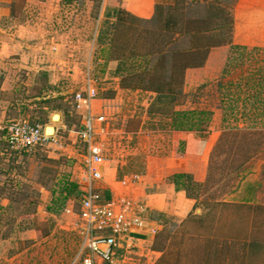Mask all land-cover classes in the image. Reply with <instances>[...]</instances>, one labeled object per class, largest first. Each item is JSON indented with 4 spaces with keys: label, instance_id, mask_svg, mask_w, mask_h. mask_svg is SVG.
<instances>
[{
    "label": "rangeland",
    "instance_id": "obj_1",
    "mask_svg": "<svg viewBox=\"0 0 264 264\" xmlns=\"http://www.w3.org/2000/svg\"><path fill=\"white\" fill-rule=\"evenodd\" d=\"M130 1L0 0V121L26 119L75 139L82 116L74 97L91 78L107 88L98 98L113 97L109 123L96 135L104 177L147 193H170L175 184L191 201L164 215L145 213L162 227L150 237L157 252L150 264H264V191L256 196L253 189L264 186V8L242 0H155L150 22L138 25L152 29L153 43L209 47L168 105L206 115L195 114L198 126L179 131L173 115L152 111L155 93L122 88L119 62L109 60L110 26L116 11L130 13ZM220 22L221 32L212 31ZM175 25L191 34L172 35ZM123 39L133 43L128 33ZM97 100L95 113L104 105ZM70 148L67 156L17 155L0 132V264H82V222L67 213L78 210V197L55 203L64 175L79 177L77 149Z\"/></svg>",
    "mask_w": 264,
    "mask_h": 264
},
{
    "label": "built area",
    "instance_id": "obj_2",
    "mask_svg": "<svg viewBox=\"0 0 264 264\" xmlns=\"http://www.w3.org/2000/svg\"><path fill=\"white\" fill-rule=\"evenodd\" d=\"M97 99V86L88 78L84 90L74 97L77 113L82 116L81 130L71 132L75 139H67L58 132L48 136L44 125L26 119L9 123L0 121V132L13 152L29 153L43 148L49 153L61 151V156H67L64 153L69 144L77 149L76 165L80 164V176L76 179L80 185L78 210L71 207L67 213L82 222L85 235L82 264H150L149 256L157 253L151 248L150 237H155L159 228L145 219L147 206L136 204L127 194L105 200L96 186L104 179L105 166L96 135L102 125L109 123L108 112H112L113 101L104 99L102 112L95 113L93 103ZM127 183L126 180L122 182L124 186Z\"/></svg>",
    "mask_w": 264,
    "mask_h": 264
},
{
    "label": "trees",
    "instance_id": "obj_3",
    "mask_svg": "<svg viewBox=\"0 0 264 264\" xmlns=\"http://www.w3.org/2000/svg\"><path fill=\"white\" fill-rule=\"evenodd\" d=\"M115 17L116 21L111 24L109 29V35L111 36L109 60L119 62L117 72L122 76V88L155 93L157 97L152 111L162 115H173L172 122L177 130H187L197 127L199 121L195 118V114L206 115L205 112L196 113L194 111L192 114L189 112H176L172 111V109L169 110L168 105H172L176 99V89L182 86L185 71L189 68H198L204 65L206 59L205 52L208 51L209 47L201 45L197 50L192 51L190 48L177 49L176 45L173 48V45H169V40H164V42L162 40L159 44L153 43L152 29L138 27L139 24L147 25L150 20L139 18L122 10L116 11ZM175 26L169 30L172 31V35L175 32L180 34V37L191 34L185 26V28H179L178 25ZM223 27L224 25L220 22L216 26L214 24L211 30L221 32ZM126 33L133 40L132 44L130 40L127 43L124 41L123 36ZM139 42L145 43V47L144 44L140 46ZM190 55H195V57L189 58ZM161 104L163 107L159 106ZM191 119L195 122L191 123ZM190 124L192 127H188ZM38 150L46 151L43 148ZM14 153L17 155L26 154L22 152ZM51 160H48V162L55 163V161ZM175 177L179 180L183 179L184 175L178 174ZM70 178V174H67L62 179L63 183L60 189L62 196L59 200L55 201L60 206L66 205L67 200L71 196L78 198L80 196L79 183Z\"/></svg>",
    "mask_w": 264,
    "mask_h": 264
},
{
    "label": "crops",
    "instance_id": "obj_4",
    "mask_svg": "<svg viewBox=\"0 0 264 264\" xmlns=\"http://www.w3.org/2000/svg\"><path fill=\"white\" fill-rule=\"evenodd\" d=\"M242 1H252L255 6H259L261 8H264V0H242ZM130 6L128 5V11L135 16L142 18V19H148L153 14V9L155 7V0H141L138 2L137 0H131ZM98 93H101V91H105L106 89H99L97 86ZM115 89L120 90L118 87ZM102 96V95H101ZM104 97V96H103ZM108 98V99H107ZM101 99L98 98L96 104L99 105L100 102H103L104 99L107 100H113V97H107ZM115 99V98H114ZM100 106V105H99ZM97 106V107H99ZM58 132V130H57ZM71 150L67 149V152ZM72 151V150H71ZM104 171V168H103ZM80 176V174H79ZM97 188L99 189L100 193L102 194V197L106 199H112V198H118L124 194H129L133 197V199L138 202H141L140 204L145 203L147 206V209L150 208V210L160 214L164 215L171 211L172 207L173 209L175 207L181 208L182 206H186L188 204V208L191 206V201L187 199L185 191L183 190H177L176 185L172 184L170 185V188H172V191L170 193H155V192H146L143 191L142 188H137V184L135 183V186H127L125 187L121 181L117 180L116 178L108 179L107 177H104V179L97 183ZM263 188V189H262ZM254 194L257 196L262 195L264 191V186L259 183H254L253 186ZM108 196V197H107ZM187 210V208H185ZM185 211V210H184ZM152 226L158 227L161 229L160 223L152 222Z\"/></svg>",
    "mask_w": 264,
    "mask_h": 264
},
{
    "label": "water",
    "instance_id": "obj_5",
    "mask_svg": "<svg viewBox=\"0 0 264 264\" xmlns=\"http://www.w3.org/2000/svg\"><path fill=\"white\" fill-rule=\"evenodd\" d=\"M56 117H59L58 118L59 121L61 120V116L60 115H58V114L54 115L53 119L55 120ZM49 129H53L54 134L56 133V128L55 127H51V126L46 127L45 132L47 133L49 131ZM53 135H50V136H53Z\"/></svg>",
    "mask_w": 264,
    "mask_h": 264
},
{
    "label": "bare ground",
    "instance_id": "obj_6",
    "mask_svg": "<svg viewBox=\"0 0 264 264\" xmlns=\"http://www.w3.org/2000/svg\"><path fill=\"white\" fill-rule=\"evenodd\" d=\"M49 133H51L52 132V130L51 129H49V131H48Z\"/></svg>",
    "mask_w": 264,
    "mask_h": 264
}]
</instances>
